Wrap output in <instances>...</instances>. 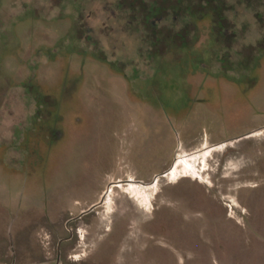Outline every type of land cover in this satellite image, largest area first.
<instances>
[{
	"label": "rangeland",
	"instance_id": "obj_1",
	"mask_svg": "<svg viewBox=\"0 0 264 264\" xmlns=\"http://www.w3.org/2000/svg\"><path fill=\"white\" fill-rule=\"evenodd\" d=\"M80 1L0 0V264H264V14Z\"/></svg>",
	"mask_w": 264,
	"mask_h": 264
},
{
	"label": "flooded vegetation",
	"instance_id": "obj_2",
	"mask_svg": "<svg viewBox=\"0 0 264 264\" xmlns=\"http://www.w3.org/2000/svg\"><path fill=\"white\" fill-rule=\"evenodd\" d=\"M84 1V0H83ZM82 0L80 1V2H83ZM179 1V0H178ZM80 2H79V4H80ZM156 0H154V1H151L150 2V5L153 7L152 9H154L155 7V5H156ZM208 2H215V4L216 5H218L219 3H217V0H206V3H208ZM123 3H124V1L123 0H114V1H112V2H107V4H106V8H108L109 10H110V14H114L115 13V11L117 10H120L121 8H122V5H123ZM262 3H264L263 2V0H244L243 1V4H246L247 6H252V9H253V11H254V14L255 15H261L262 13L264 14V12L262 11V9H261V4ZM78 4V5H79ZM109 15V14H108ZM147 18V17H146ZM221 19H224V17L223 18H221ZM64 240H60L59 242H58V246L63 242ZM55 260H56V262H58L59 260H60V254H57V256H56V258H55Z\"/></svg>",
	"mask_w": 264,
	"mask_h": 264
},
{
	"label": "bare ground",
	"instance_id": "obj_3",
	"mask_svg": "<svg viewBox=\"0 0 264 264\" xmlns=\"http://www.w3.org/2000/svg\"><path fill=\"white\" fill-rule=\"evenodd\" d=\"M167 172H168V171H167ZM183 175H184V174L180 175V177L183 176ZM145 185H146V184H145Z\"/></svg>",
	"mask_w": 264,
	"mask_h": 264
}]
</instances>
